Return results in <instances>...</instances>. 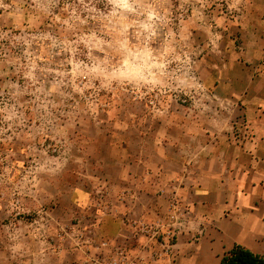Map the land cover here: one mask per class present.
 Segmentation results:
<instances>
[{
    "label": "rangeland",
    "instance_id": "obj_1",
    "mask_svg": "<svg viewBox=\"0 0 264 264\" xmlns=\"http://www.w3.org/2000/svg\"><path fill=\"white\" fill-rule=\"evenodd\" d=\"M263 24L264 0H0V264L120 259L96 227L122 175L161 139L196 172L203 133L243 123ZM174 184L151 228L168 254L194 217Z\"/></svg>",
    "mask_w": 264,
    "mask_h": 264
},
{
    "label": "crops",
    "instance_id": "obj_2",
    "mask_svg": "<svg viewBox=\"0 0 264 264\" xmlns=\"http://www.w3.org/2000/svg\"><path fill=\"white\" fill-rule=\"evenodd\" d=\"M259 43L264 45V40L254 45ZM258 67V77L264 81V64ZM252 92L241 111V125L203 133L206 139L200 145L196 172L189 170V160L166 154L169 141L161 139L154 149L156 165L151 158L140 157L135 170L122 175L127 182L135 181L134 191L124 192L127 204L116 215L104 214L96 229L107 245L122 248L123 264H219L235 244L264 256V92ZM239 129L247 133L246 139L224 136V130ZM211 135L216 138L209 140ZM173 180L176 195L194 217L183 223L185 231H192L178 237L177 249L170 255L157 247L151 228L156 216L170 209L158 192ZM194 232L201 233L195 243Z\"/></svg>",
    "mask_w": 264,
    "mask_h": 264
},
{
    "label": "trees",
    "instance_id": "obj_3",
    "mask_svg": "<svg viewBox=\"0 0 264 264\" xmlns=\"http://www.w3.org/2000/svg\"><path fill=\"white\" fill-rule=\"evenodd\" d=\"M219 264H264V256L252 252L240 244H235L220 259Z\"/></svg>",
    "mask_w": 264,
    "mask_h": 264
},
{
    "label": "built area",
    "instance_id": "obj_4",
    "mask_svg": "<svg viewBox=\"0 0 264 264\" xmlns=\"http://www.w3.org/2000/svg\"><path fill=\"white\" fill-rule=\"evenodd\" d=\"M104 246H107V242H103ZM121 261V262H120ZM122 258L120 257V259H117L116 257H106L104 255L102 256H97L94 259H91L90 264H122Z\"/></svg>",
    "mask_w": 264,
    "mask_h": 264
}]
</instances>
